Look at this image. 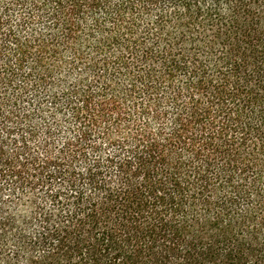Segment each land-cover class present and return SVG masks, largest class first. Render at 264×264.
Listing matches in <instances>:
<instances>
[{
	"label": "trees",
	"instance_id": "obj_1",
	"mask_svg": "<svg viewBox=\"0 0 264 264\" xmlns=\"http://www.w3.org/2000/svg\"><path fill=\"white\" fill-rule=\"evenodd\" d=\"M0 264H264V0H0Z\"/></svg>",
	"mask_w": 264,
	"mask_h": 264
}]
</instances>
